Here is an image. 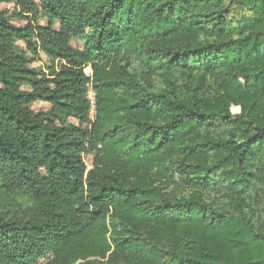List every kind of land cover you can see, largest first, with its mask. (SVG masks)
Returning a JSON list of instances; mask_svg holds the SVG:
<instances>
[{
	"label": "trees",
	"instance_id": "16d2710c",
	"mask_svg": "<svg viewBox=\"0 0 264 264\" xmlns=\"http://www.w3.org/2000/svg\"><path fill=\"white\" fill-rule=\"evenodd\" d=\"M0 191V264H264V0H0Z\"/></svg>",
	"mask_w": 264,
	"mask_h": 264
},
{
	"label": "rangeland",
	"instance_id": "374dc122",
	"mask_svg": "<svg viewBox=\"0 0 264 264\" xmlns=\"http://www.w3.org/2000/svg\"><path fill=\"white\" fill-rule=\"evenodd\" d=\"M1 8L6 9L8 12V15H10L14 10L12 3H3V4H1ZM11 21L14 24H16L17 26H23L24 24H26V20H19V19L11 18ZM39 23L44 25L45 20H42V21L39 20ZM81 44L82 43L80 40H74L72 42V45L75 47H80ZM45 61H46L45 56L41 54L39 57V60L34 62V65H36V66L42 65ZM134 71L136 73H139L140 67L135 65ZM31 109L35 112L40 111V110L47 111L49 109V105L47 103H44V102L34 103L31 106ZM0 209L7 210L9 212V214H13L15 212L18 217L26 219V218L32 217L33 215L36 214L37 204L27 200L26 198H24L20 195H11V194H7L3 191H0ZM72 251H73V246L68 247L67 252H66L65 256H63V258L69 259L68 257H70V254ZM81 259L82 258H80V257L77 258L75 263L82 261ZM69 261H70V259H69Z\"/></svg>",
	"mask_w": 264,
	"mask_h": 264
},
{
	"label": "built area",
	"instance_id": "2783aa9c",
	"mask_svg": "<svg viewBox=\"0 0 264 264\" xmlns=\"http://www.w3.org/2000/svg\"><path fill=\"white\" fill-rule=\"evenodd\" d=\"M85 73L86 75H90L91 74V71L89 68L85 69ZM88 86V92H87V97H88V100H89V106H90V109H89V118L91 120L94 119L95 117V98H94V92L91 88V84H87ZM84 164H85V172L88 171L91 166H92V155L91 154H85L84 155Z\"/></svg>",
	"mask_w": 264,
	"mask_h": 264
},
{
	"label": "crops",
	"instance_id": "0c3cea01",
	"mask_svg": "<svg viewBox=\"0 0 264 264\" xmlns=\"http://www.w3.org/2000/svg\"><path fill=\"white\" fill-rule=\"evenodd\" d=\"M40 20L42 21V20H44V19H40ZM41 25H43V24H41Z\"/></svg>",
	"mask_w": 264,
	"mask_h": 264
}]
</instances>
